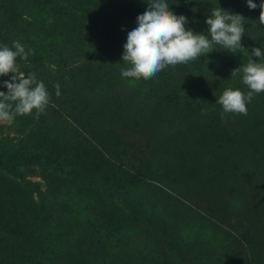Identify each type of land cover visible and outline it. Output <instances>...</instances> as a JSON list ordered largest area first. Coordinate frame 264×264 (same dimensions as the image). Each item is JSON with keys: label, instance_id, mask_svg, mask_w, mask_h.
Here are the masks:
<instances>
[{"label": "rangeland", "instance_id": "374dc122", "mask_svg": "<svg viewBox=\"0 0 264 264\" xmlns=\"http://www.w3.org/2000/svg\"><path fill=\"white\" fill-rule=\"evenodd\" d=\"M216 1L214 7L246 18L241 42L251 54L258 45H249L246 36L256 40L254 35L264 29L259 23L261 9H250L247 0ZM255 3L259 5L258 0ZM80 6L96 7L101 15V6L91 0H84ZM147 6L148 0L134 4V14ZM126 8L131 9V5ZM182 9L178 12L187 17L186 28L207 35L206 20L211 14L193 20ZM100 20L96 25L85 21L81 35L89 55L87 59L76 58L71 17H60L43 2L32 6L27 0H0V24L6 37L12 42L22 41L26 51L33 49L34 55L44 58L46 69L53 72L50 77L40 67L44 74L26 64L18 65L21 72L35 73L37 80L45 83L51 100L39 119L33 110L31 115L17 116L11 125L0 123V160L8 161L5 167L0 166V208L5 207L2 211L19 230L18 237L7 238L16 243V259L4 264H218V251L227 231L243 227L264 235V92L247 105L246 116L223 113L216 103L228 87L245 93L249 90L242 82V73L232 78L233 70L246 64L248 57L216 46L206 56L168 66L151 79L124 78L121 69L129 67L122 60L128 31L110 32L109 25ZM252 59L259 62L260 58L253 55ZM85 60L89 62L88 71ZM75 63L84 65L76 81L85 82L84 93L94 99L92 106L80 107L81 113L74 111L79 99L72 90L60 87L57 97L54 87L60 85L54 72L60 74ZM12 75L0 76L1 91L7 92L3 81H10ZM110 103L115 104L118 120H133L128 112L136 115L142 136L132 122L123 129L104 123L110 115ZM31 120L35 121L33 128L22 127ZM62 120L68 125L73 122L71 135L78 138L82 149L90 145L105 154L110 145L113 152H121L124 147L131 153L147 142L162 146L166 139L174 141L176 147L160 149L163 163L145 165L144 181L134 187L126 186L125 175L112 168L108 177L116 176L119 181L108 192L102 187L107 174L97 173L91 156L80 162L78 174H68L65 166L46 167L25 157L36 145L42 150L53 141L58 148L62 132L70 128L62 130ZM189 121H199L201 127L203 123L217 124L226 128L230 137L222 149L209 145L193 150L186 146L191 140L186 133ZM128 139L133 147L126 144ZM184 150L191 153H181ZM132 160L135 162V157ZM221 168L230 175L228 182ZM239 170L252 174L248 182L236 181ZM94 177L98 179L92 183ZM48 183L54 191L48 192L42 202ZM121 198L137 203L141 211L157 220L180 249L168 245L167 237L155 234L146 221L125 215ZM224 264L233 263L229 259Z\"/></svg>", "mask_w": 264, "mask_h": 264}, {"label": "trees", "instance_id": "16d2710c", "mask_svg": "<svg viewBox=\"0 0 264 264\" xmlns=\"http://www.w3.org/2000/svg\"><path fill=\"white\" fill-rule=\"evenodd\" d=\"M141 1L142 0H91L94 5L101 6V15H98L97 11L95 10L96 7L84 8L80 6V4L84 3V0H27V4L34 6L35 3L43 2L45 4H49L52 7L54 13L56 12L60 15V17H71L73 24H70L69 26L75 25V27L70 29V33L72 34L71 38L76 40L77 48L75 56L76 58L82 57L83 59H87L89 54L85 48V45L83 44L81 35L82 27L84 26L85 21H87L88 24L96 25L99 21H101L100 19H102L104 24L109 25L108 29L110 32H121L123 30L130 32L138 26L137 17L143 14L148 8V6L144 9L140 8L138 9V13L134 14V4H140ZM167 2L170 4V9L176 14H181L182 12L178 11H182V7H184V13L190 16L193 20H200L203 16L211 14V10L216 8L214 6L218 4L216 0H167ZM258 2L260 4L261 0H258ZM128 4L131 5V9L126 8ZM75 11H77V13ZM78 13H80V15H78ZM258 26L259 25L255 27ZM85 27L88 28L87 25H85ZM259 36H261L260 39ZM255 37L257 38L256 40L252 39V36H248L247 34V42H249V45L251 46L258 45V47H261L262 51H264V29L261 28L259 34L254 35V38ZM18 41L25 46L22 41ZM2 45H8L9 47H12L13 42L6 37L5 33L3 32V27L0 24V46ZM17 63L18 65L26 64L28 68H31L40 74H44L40 72L41 70L38 68L40 67L42 70H44V72L49 74L50 77L53 75L52 71L46 69L44 58L42 59L41 57H38L34 54H30L26 61L17 58ZM84 65H86V71H88L89 62L85 60ZM84 65L79 66V64L75 63L73 67L70 66L69 69H65V67L60 74L59 71L54 72V77L60 82L61 89H69L74 92L73 95L76 94L79 102L77 104V108L74 109V111H79L80 113L81 106H92L94 103V99L91 97V95L84 93L86 88L83 87V83L85 82L79 83L76 81V77L81 71H83ZM70 84L73 85L74 88L70 87ZM109 105L110 118L108 117V120L104 122L109 126V128L115 124H118L123 129L125 126H127L128 122H132L134 127L138 128L137 133L142 136L141 134L143 131L141 130V126L137 123L138 120L135 119V114L128 112V115L132 116L133 120H118L119 117H117V113L114 108L115 104L110 103ZM157 121L168 123L169 120ZM118 122L123 123L119 124ZM194 124L192 121L187 122L188 131H186L187 137L191 139L187 142L186 146L193 150H195L197 146L209 148V145H212L216 149H222L226 144L227 139L230 137L228 130L224 127L217 126V124L203 123L202 127L199 125V121H195ZM33 125H35V121L31 120L23 124L22 127L25 129H31L33 128ZM41 125L42 121L40 126L37 127L41 128ZM62 127V130H66L67 127L70 128H68L65 132H62L60 138V142L62 144H59L58 148H56L57 145H55V142L53 141L51 142L53 145L48 144V148L44 147L42 150H38L40 149V146L36 145V148H32L31 151L26 152L27 154H25V157L32 163H38L46 167L60 168L61 166H65V171L68 174H78L80 162L83 164V159H88V156H91L93 158V164L97 173L104 172V174H107L106 180L103 182L102 187L108 192L113 189L112 187L116 186L117 181H119L118 177L116 176L108 177L112 168H117L121 174L125 175L126 180L124 183L126 186L134 187L144 181L145 173L143 172V169L145 165L151 164L152 166L154 163H163L164 159L160 154V149H166L169 151L171 148L175 149L176 147L174 141H171V139H166L165 144L162 146H150V143L147 142L146 144L142 145L141 150L136 151L133 148L131 153L127 152L123 146V150L121 152H113V150L110 148V145H107L106 152L104 154L102 150H98L96 148L93 149L90 145H87L88 149H82V146L77 143L78 138H74L73 135H71L73 132V122L69 123L68 125L66 120H62ZM127 143L133 147V142L129 139L127 140L126 144ZM193 143L194 145H192ZM181 153L191 152L184 150ZM134 157L135 162L132 160ZM74 161L78 162L79 165H75L73 163ZM7 163L8 161L4 162L0 160L1 167H5ZM220 173L224 174V180L228 182L230 175L227 174V171L224 168H221ZM251 176L252 174L239 170L236 172L235 179L237 182L242 181V183H246ZM81 177H87V174ZM97 179L98 178L94 177L92 178L91 182L95 183ZM226 182H223L225 186L228 185ZM51 187L52 185L48 183L46 188L47 191L44 194L42 193L40 201L45 202L48 192L50 194L53 193L54 188ZM229 191H232L231 186ZM121 199V204L123 205L122 210L125 215L133 218L136 221H146V223L153 228L155 234L158 233L160 237H167L168 245H171L176 250L180 249V247L177 245L176 239L165 228H161L157 220L141 211L137 203L133 204L127 198ZM5 206H7V204H5ZM2 209H5V207ZM2 209L0 208V264H4L8 261H14L16 259L13 246V244L16 243L7 240V238L9 236L12 238L16 237L19 234L17 225L15 226V224L12 223L10 217H6ZM42 214L44 215V213ZM246 225L249 226L248 223ZM230 231H227V238L222 243L221 248L218 251L220 253L217 256L218 264H221V262H223V264L227 263L229 259H231L233 264H264V235L253 234L250 229L243 227H238L235 231ZM159 243L162 245H167L161 241H158V244Z\"/></svg>", "mask_w": 264, "mask_h": 264}, {"label": "clouds", "instance_id": "9594fccd", "mask_svg": "<svg viewBox=\"0 0 264 264\" xmlns=\"http://www.w3.org/2000/svg\"><path fill=\"white\" fill-rule=\"evenodd\" d=\"M247 4L250 9H261L259 23L264 24V0L259 5L255 0H247ZM245 19L242 14L213 8L206 20L209 26L206 35L186 28L187 17L171 10L167 0H148L147 10L137 17L138 26L127 34L122 60L129 67L121 69V76L148 80L168 66L196 61L214 51L216 46L232 53L240 52L248 61L233 70L232 78L242 73V82L249 90L245 93L239 88L228 87L216 103L222 106L223 113L246 116L247 105L256 94L264 92V51L254 47L249 54L242 45ZM30 54H34V50L26 51L19 41H14L12 47L0 46V76L15 74L10 81H3L7 92L0 91V123L11 125L17 116L31 115L33 110L36 119L46 114L51 95L45 83L38 81L35 73L21 72L17 64V58L26 61ZM253 55L260 58L259 62L252 59ZM54 87L59 97L60 85L57 83ZM201 111L206 112V109Z\"/></svg>", "mask_w": 264, "mask_h": 264}]
</instances>
